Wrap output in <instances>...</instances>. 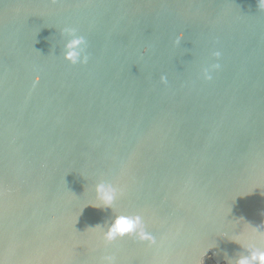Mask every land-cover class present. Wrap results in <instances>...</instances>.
<instances>
[{
    "label": "water",
    "instance_id": "95a60500",
    "mask_svg": "<svg viewBox=\"0 0 264 264\" xmlns=\"http://www.w3.org/2000/svg\"><path fill=\"white\" fill-rule=\"evenodd\" d=\"M66 25L87 64L63 58ZM116 214L157 242H113L119 264H228L264 230L257 0H0V264H99Z\"/></svg>",
    "mask_w": 264,
    "mask_h": 264
},
{
    "label": "clouds",
    "instance_id": "9594fccd",
    "mask_svg": "<svg viewBox=\"0 0 264 264\" xmlns=\"http://www.w3.org/2000/svg\"><path fill=\"white\" fill-rule=\"evenodd\" d=\"M257 7L264 9V0H257ZM60 32L67 37L62 51L63 58L73 65L87 64L90 56L86 50L87 41L85 37L78 35L77 29L69 25L61 28ZM221 55L222 53L219 49L212 53V56L217 58V62L202 69L204 80H212V71L221 68L219 63ZM161 81L166 84L167 77L161 76ZM121 191V189L108 181L102 180L96 183L94 186L95 197L98 201L96 208L113 209V205ZM251 227L252 234L244 237L245 243H241L239 239L232 240L239 244L243 251L238 253L235 258H229L228 264H264V246H259L255 242L258 239L264 240V230L260 226L251 225ZM94 228H98V239L105 245V251L100 257L99 264H119L116 252L109 250L108 246L119 239H123L125 236H132L140 241H148L152 245L157 243L156 238L146 230L143 217L139 214H116L110 223L97 224ZM224 236L227 237V233H224ZM205 259L206 257L203 259L202 264H204Z\"/></svg>",
    "mask_w": 264,
    "mask_h": 264
}]
</instances>
